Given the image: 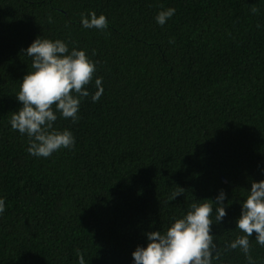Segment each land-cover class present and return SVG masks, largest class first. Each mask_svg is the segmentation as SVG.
Listing matches in <instances>:
<instances>
[{"label": "trees", "instance_id": "obj_1", "mask_svg": "<svg viewBox=\"0 0 264 264\" xmlns=\"http://www.w3.org/2000/svg\"><path fill=\"white\" fill-rule=\"evenodd\" d=\"M167 7L176 11L161 26ZM90 11L106 29L81 26ZM38 35L96 65L79 119L54 122L73 147L47 158L29 155L8 122ZM262 169L264 0H0V264H132L146 232L220 189L227 215L211 226L212 264H249L227 244L243 235L240 201ZM249 255L264 264L255 233Z\"/></svg>", "mask_w": 264, "mask_h": 264}, {"label": "clouds", "instance_id": "obj_2", "mask_svg": "<svg viewBox=\"0 0 264 264\" xmlns=\"http://www.w3.org/2000/svg\"><path fill=\"white\" fill-rule=\"evenodd\" d=\"M175 11L173 7L159 10L155 22L163 26ZM80 23L83 28L97 30L106 29L108 25L103 13L97 15L91 11L87 15L81 14ZM23 54L31 58L32 70L20 80L19 90L15 93L20 106L12 112L8 122L12 130L27 136L29 155L47 158L61 148L73 147V133L68 128L54 127V122L58 116L73 122L79 119L80 104L90 95L87 85L93 81L96 65L85 50L69 49L59 38H42L40 35L23 50ZM94 84L96 90L91 93L92 102L98 101L103 94L102 79L95 77ZM180 193L174 192L172 199ZM225 196L224 190L220 189L214 199L193 202L184 215L174 218L163 231L146 232V243L137 245L131 253L132 264H212L216 244L211 226L227 215ZM240 206L235 228L243 235L230 241L227 248H239L249 264H255L249 255V237L255 233L256 243L264 246V179L251 182ZM4 210L5 202L0 198V213ZM213 211L214 221L211 218ZM79 264H84L82 256Z\"/></svg>", "mask_w": 264, "mask_h": 264}]
</instances>
